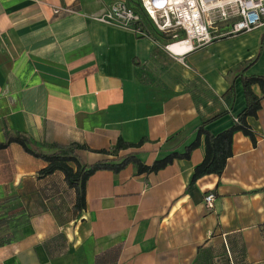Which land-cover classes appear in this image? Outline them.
<instances>
[{
	"label": "crops",
	"instance_id": "crops-1",
	"mask_svg": "<svg viewBox=\"0 0 264 264\" xmlns=\"http://www.w3.org/2000/svg\"><path fill=\"white\" fill-rule=\"evenodd\" d=\"M113 1L0 0V142L22 132L99 150L143 139L116 157L150 164L183 152L202 121L213 134L233 124L246 106L241 76L264 75V23L172 51L150 25L141 34L96 20ZM246 121L255 142L235 131L219 175L190 183L202 136L188 159L156 172L95 171L81 210L62 172L39 177L46 162L10 143L0 149V264H264V96ZM77 153L85 164L115 158Z\"/></svg>",
	"mask_w": 264,
	"mask_h": 264
},
{
	"label": "trees",
	"instance_id": "trees-1",
	"mask_svg": "<svg viewBox=\"0 0 264 264\" xmlns=\"http://www.w3.org/2000/svg\"><path fill=\"white\" fill-rule=\"evenodd\" d=\"M137 6V8L133 9L140 14V23H142L143 26L150 25L159 38L164 39L167 37L165 33L159 31L157 28L155 29L151 25L152 21L143 11L141 4L138 3ZM241 83L246 99V106L236 115L237 122L233 121V124L229 128L217 134H213L206 128L209 120L202 121L195 128V138L185 147L183 152H170L163 158L154 160L150 164L142 163L133 155H127L122 158L116 157L118 152L122 149L140 146L143 143V139L132 143L118 138L110 149L93 150L87 145L78 142H51L42 144L27 133L8 132L5 141L0 142V149L7 147L10 143H17L26 153L45 161V167L38 171L39 177H44L55 171L62 172L66 184L75 189L76 199L74 208L76 210H81L85 207V182L95 171L107 169L118 172L128 163H133L137 173L156 172L172 163L175 159H188L192 150L200 144V138L203 136L205 155L203 160L193 169L190 183H194L198 178L206 174L213 173L219 175L222 172L227 158L232 154L231 140L235 131H241L243 134L247 135L251 141L255 142L254 133L248 125L246 118L247 116H256L257 110L260 108V100L261 97L264 96V75H242ZM253 84L258 85L261 96L254 94L252 91L251 86ZM81 149L110 154L115 156V158L97 161L93 164H85L77 153V151Z\"/></svg>",
	"mask_w": 264,
	"mask_h": 264
},
{
	"label": "built area",
	"instance_id": "built-area-1",
	"mask_svg": "<svg viewBox=\"0 0 264 264\" xmlns=\"http://www.w3.org/2000/svg\"><path fill=\"white\" fill-rule=\"evenodd\" d=\"M143 11L156 28L168 35L172 44L200 48L225 35L250 31L264 23V0H140ZM54 8V12H58ZM96 20L131 28L143 34L141 16L126 2L116 0ZM237 122V117H233ZM214 193L204 197L207 208L213 207Z\"/></svg>",
	"mask_w": 264,
	"mask_h": 264
},
{
	"label": "bare ground",
	"instance_id": "bare-ground-1",
	"mask_svg": "<svg viewBox=\"0 0 264 264\" xmlns=\"http://www.w3.org/2000/svg\"><path fill=\"white\" fill-rule=\"evenodd\" d=\"M187 47H188V44L186 45V44H184V43H182V44H172V45H170V48L172 49V51L174 50V51H181V50H183V49H187ZM185 49V50H186Z\"/></svg>",
	"mask_w": 264,
	"mask_h": 264
},
{
	"label": "rangeland",
	"instance_id": "rangeland-1",
	"mask_svg": "<svg viewBox=\"0 0 264 264\" xmlns=\"http://www.w3.org/2000/svg\"><path fill=\"white\" fill-rule=\"evenodd\" d=\"M151 22V21H150ZM151 25L156 29V26L154 25L153 22H151ZM167 37L164 38L165 41H167L168 43L172 42L173 39H171L168 35H166Z\"/></svg>",
	"mask_w": 264,
	"mask_h": 264
}]
</instances>
